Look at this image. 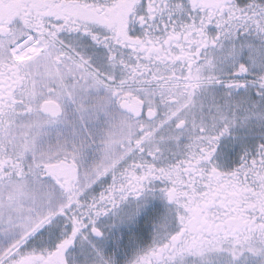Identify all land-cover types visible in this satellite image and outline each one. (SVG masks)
<instances>
[{
  "label": "snow or ice",
  "instance_id": "1",
  "mask_svg": "<svg viewBox=\"0 0 264 264\" xmlns=\"http://www.w3.org/2000/svg\"><path fill=\"white\" fill-rule=\"evenodd\" d=\"M0 264H264V0H0Z\"/></svg>",
  "mask_w": 264,
  "mask_h": 264
}]
</instances>
